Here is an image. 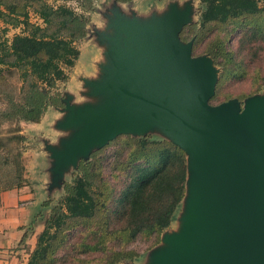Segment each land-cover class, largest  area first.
<instances>
[{
	"label": "water",
	"instance_id": "water-1",
	"mask_svg": "<svg viewBox=\"0 0 264 264\" xmlns=\"http://www.w3.org/2000/svg\"><path fill=\"white\" fill-rule=\"evenodd\" d=\"M112 2L96 39L102 58L76 75L80 89L64 92L62 107H49L61 115L51 125L59 146L45 147L51 180L42 187L58 189L77 158L121 135H157L185 155V192L178 228L165 229L143 263L264 264V94L210 104L219 69L180 39L189 7L142 18L120 9L132 1Z\"/></svg>",
	"mask_w": 264,
	"mask_h": 264
},
{
	"label": "trees",
	"instance_id": "trees-1",
	"mask_svg": "<svg viewBox=\"0 0 264 264\" xmlns=\"http://www.w3.org/2000/svg\"><path fill=\"white\" fill-rule=\"evenodd\" d=\"M75 1L88 10L94 3ZM199 1L202 8L198 24L184 27L180 33L182 41L194 39L192 53L206 30L252 18L264 22V5L259 6L257 0ZM27 8L33 10L42 25L27 20ZM0 20L24 27L9 45L0 39V125L38 123L48 107H62L59 94L50 93L57 82L66 79L64 68L72 67L78 59L75 44L86 36L89 21L69 7H52L46 0H0ZM260 28L257 33H264ZM226 40V36L216 35L205 46L214 64L224 69L210 104L217 100L219 88L234 72V54L227 50ZM5 69L19 73L17 97L14 88L6 83ZM260 80L264 84V75ZM18 157L0 140V194L28 183ZM110 158L113 182L101 173V162ZM78 169L81 175L64 184L65 195L52 208L27 264H61L68 260L73 264H117L135 258V253L124 248L137 239L151 240V246L156 245L179 212L185 192L186 160L183 151L170 142L119 136L93 153L90 161L80 162ZM76 229L77 239L68 243V235ZM62 249L65 254L60 257ZM79 255L91 256L83 259Z\"/></svg>",
	"mask_w": 264,
	"mask_h": 264
},
{
	"label": "rangeland",
	"instance_id": "rangeland-1",
	"mask_svg": "<svg viewBox=\"0 0 264 264\" xmlns=\"http://www.w3.org/2000/svg\"><path fill=\"white\" fill-rule=\"evenodd\" d=\"M257 1L259 6L262 7L264 5V0ZM46 2L52 7H58L60 5L69 7L76 13L86 17L89 21L88 27L91 39H88V41L80 40L75 44L79 51L78 59L72 67L64 68L66 79L57 82L56 87L51 90L50 94L52 96L59 94V98H61V95L64 92L76 93L77 90L80 89V84L76 81V75L81 72L90 73L93 61L102 58L103 49L96 47V39L99 40L102 38L103 35H101L102 33H99L100 31H108V23L110 22L108 19L112 13L113 2L112 0H94L91 10L82 8L80 3L75 0H46ZM119 7L125 14L134 12L142 18H147L152 12L164 14L171 8H175L178 12H183L185 8L189 7V22L193 23L185 26L188 27L198 24L199 12L202 5L199 0H132L130 4H120ZM2 8L4 9L3 6ZM27 11V20L30 23L39 24L41 22L31 8H27ZM261 26L264 30V22L255 21V19L252 18L248 19V21H236V23L229 27L211 28L204 31L202 40L197 45V50L194 51L195 53H192L193 56L205 55V46L213 40L216 35L226 36L227 50L234 54V72L226 78V81L221 85L218 90V98L212 102V105H217L230 99L243 101L248 97L257 94H264V84L260 80L264 75V33H257V29ZM23 28L24 27L21 24L18 26H12L5 24L0 20L1 42L5 41L6 44L9 45L11 39L15 35L22 34ZM108 34L111 35L112 32ZM190 41L194 42V39H191ZM215 66L219 69V76L216 84L217 88L218 83L222 79V75H224V69L220 65ZM3 74L7 85L9 84L14 88L17 97L19 95V88L21 87V80L18 71L14 69H5ZM1 101L3 100L0 97V102ZM1 105H3L2 102L0 103V106ZM60 116L59 113L50 110L48 107L38 123L14 122L2 123L0 125V140H2V142L9 148L11 154H19L18 158L25 168L24 176L28 183L23 186L24 189L22 190L27 198L22 202V206H29L28 221L23 227L28 243H35L38 234L44 229V224L49 217L52 208L57 206L63 199L65 195V191L63 190L64 184L72 183L77 175H81L78 167L76 169V166L79 165L80 161H90L91 155L101 150L93 152L86 158V160H84L83 157H80L79 159L77 158L75 162L77 163L76 166L70 165L62 177L61 180L64 183L62 184L61 182L58 189L52 188L50 193L47 194L45 190L48 186L46 188H43L42 186H46L50 183V166L52 164L50 160L46 161L45 156H47V153L45 152V147H49L50 145L59 146L57 139L58 134L51 129V125L54 123L55 119ZM145 137L154 141L164 142V140L159 139L157 135L154 136L148 134ZM111 158L101 162V173L108 182L114 181L111 176V167H109L111 164ZM77 161H79V163ZM35 203L37 204L36 207H34ZM182 207L183 204H181V211ZM32 213L37 214L34 219ZM176 228H178V223L175 221L167 230L175 231ZM78 230L79 229H76L70 232L67 237L68 243L77 239ZM161 234L159 236V242L154 246H151V240L148 241L146 239H137L127 245L124 249L135 253L137 257L128 260H121L117 264H144L146 254L160 244ZM23 246L24 250L28 251L27 247H30V244H25ZM64 254L65 251L62 249L58 256L61 257ZM90 256L79 255L78 257L84 259L89 258ZM61 264L73 263L71 260H68ZM75 264H77V262Z\"/></svg>",
	"mask_w": 264,
	"mask_h": 264
},
{
	"label": "crops",
	"instance_id": "crops-1",
	"mask_svg": "<svg viewBox=\"0 0 264 264\" xmlns=\"http://www.w3.org/2000/svg\"><path fill=\"white\" fill-rule=\"evenodd\" d=\"M22 189L0 194V264H27L29 252L36 243H28L25 237L23 227L28 221L29 206H22L27 198ZM36 216L32 213L33 219ZM25 244H30L28 251L24 250Z\"/></svg>",
	"mask_w": 264,
	"mask_h": 264
},
{
	"label": "built area",
	"instance_id": "built-area-1",
	"mask_svg": "<svg viewBox=\"0 0 264 264\" xmlns=\"http://www.w3.org/2000/svg\"><path fill=\"white\" fill-rule=\"evenodd\" d=\"M39 19V18H38ZM42 22V21H41ZM41 22L38 24V23H34V24H38V25H42Z\"/></svg>",
	"mask_w": 264,
	"mask_h": 264
},
{
	"label": "clouds",
	"instance_id": "clouds-1",
	"mask_svg": "<svg viewBox=\"0 0 264 264\" xmlns=\"http://www.w3.org/2000/svg\"><path fill=\"white\" fill-rule=\"evenodd\" d=\"M78 10V9H77Z\"/></svg>",
	"mask_w": 264,
	"mask_h": 264
}]
</instances>
